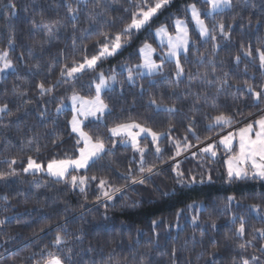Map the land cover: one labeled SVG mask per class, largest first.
<instances>
[{
  "label": "trees",
  "instance_id": "obj_1",
  "mask_svg": "<svg viewBox=\"0 0 264 264\" xmlns=\"http://www.w3.org/2000/svg\"><path fill=\"white\" fill-rule=\"evenodd\" d=\"M138 2L0 0V52L13 64L0 74V106L7 105L0 112V264H36L48 252L64 264H241V257L253 256L258 260L252 264H264V237L258 231L264 229V179H229L225 160L236 148L217 147L215 157L200 151L264 115V97L257 101L245 84L255 91L264 86L256 51L264 50V0H231L212 16L202 13L216 39L191 31L187 51L179 55V77L169 60L160 71L141 75L135 68L139 48L155 44L153 31L159 26L185 18L187 5L207 9L205 0H170L150 27L133 31L115 55L75 77L61 75L74 60L80 64L98 55L101 33L121 32ZM221 23L227 36L219 31ZM121 66L116 85L102 94L110 111L83 126L102 136L108 151L65 180L24 172L29 157L46 164L77 154L81 143L69 127L71 111L61 106L74 90L90 95L96 75ZM41 83L51 91L41 93ZM220 113L231 115L233 124L209 129L210 118ZM130 121L164 133L157 141L160 153L148 138L140 140L147 145L144 167H153L152 174L139 173L140 158L130 145L107 136L108 128ZM185 144L192 147L184 151ZM129 169L145 183H132ZM72 176L89 178L84 192L70 183ZM101 178L107 181L103 190ZM109 185L124 187L108 200L103 192L111 193ZM241 218L243 236L236 231ZM57 233L63 241L54 245Z\"/></svg>",
  "mask_w": 264,
  "mask_h": 264
},
{
  "label": "snow or ice",
  "instance_id": "obj_2",
  "mask_svg": "<svg viewBox=\"0 0 264 264\" xmlns=\"http://www.w3.org/2000/svg\"><path fill=\"white\" fill-rule=\"evenodd\" d=\"M170 3V0H152L150 3L149 0H139L136 5V11L132 13L131 23L124 27L121 32L116 33L110 36L108 33H101V36L104 38V42L100 48L99 54L92 56L90 59L85 57L84 62L77 64L74 60L73 66L68 67L65 66L64 69L61 70L62 76L67 77H75L77 73L82 72L84 69L94 68L97 65V61L108 56L115 55L119 49H121L124 44H127L131 39V33L133 30H140L146 26L150 27V21L158 14V12L166 7ZM205 3L209 5L208 9L201 10L197 8L196 4H190L186 6V11H191V19L195 21V24L199 30V34L201 37H210L212 40L216 39V36L209 29L208 25L205 23L203 19H201L202 13L204 15L212 16L214 12L220 10L222 8L230 7L231 0H205ZM15 7V5H12ZM70 12H75V9L69 7ZM175 26V35H172L168 32L166 26H161L156 29L155 35L160 38L161 44L164 43L165 38L167 40V47L169 51L165 54L164 57L161 58V62L158 64L153 59V53L155 49L152 45L145 43L140 49L139 54L142 57V64L136 65L137 69L146 70L149 75L158 72L163 67V60L165 58H177L176 59V67L177 72L176 75L179 77L183 73V68L179 62V54L181 50L187 51L189 44V32L187 23L185 20H181L177 18L174 21ZM219 31L227 36V33L224 32V25L221 23L218 25ZM100 43V41H97ZM9 44H12V38L9 39ZM256 51L259 53L260 67L264 69V50L261 48H257ZM247 55L251 56L252 52L248 51ZM240 57L237 56L236 60L239 62ZM0 62H2V66H0V72H3L6 69L12 68L13 64L10 59H8L7 52H0ZM128 79H133V71L131 68L128 69ZM109 80L115 81V76L111 78L105 77L103 72H101L98 76V83L95 84V95L92 97H82L78 93L73 91V95L71 96L72 101V111L73 116L71 121V131L72 133L77 134L79 139L76 141L77 145L81 142L83 143V147L78 148L79 155L76 159L73 160H52L47 165L48 174L59 179H64L66 173L69 168L73 169H87L90 167L91 163H95L99 160L103 154L108 151L105 145L104 138L102 136H93L89 133L85 132L82 128V121L78 118L83 116L85 118L97 117L99 119L107 112L110 111L109 106L105 103L102 98V92L111 87ZM226 83V81L224 82ZM247 88L249 92L255 97L257 101L261 100L264 97V86H262L260 91H255L252 85L247 84ZM38 87L41 90V93L46 91H51L50 88H46L43 83L39 84ZM151 104H157L155 100L150 101ZM157 107H160L157 104ZM7 109V105L0 106V112H3ZM170 111L172 109H169ZM251 115V114H250ZM211 122L208 124V128L211 129L213 127H225L231 126L233 124V117L231 115H226L224 113H220L210 118ZM138 130V131H137ZM192 131L191 128L188 129ZM108 132L112 137L117 136H126L128 140L124 141V143H131L133 149L140 153V167L139 173L144 174H152L153 167H144V155L147 150V145L141 147L138 142V137L141 134H148L152 137V142L155 143L159 137L164 135L161 132H154L150 128H145L141 124L130 121V122H121L115 124L113 127L108 128ZM193 134H195L193 132ZM186 139V138H185ZM199 137L197 136V140L199 141ZM205 140H211V137H205ZM234 142L238 145V150H236L233 155L229 156L226 161L227 164V175L229 179H244L249 177V170L251 169L252 178L259 177L260 179H264V116L260 117V119L255 120L252 123L246 124L244 127L238 128L236 131H229L227 135H222L219 141L211 142L200 149L202 153L210 154L212 157L217 155L216 148L223 147L228 152H233ZM192 147L190 144H185L183 150L187 151L188 148ZM176 155H180L181 145L179 142L176 143ZM156 153H160L161 149L159 146L155 149ZM193 156L196 155L195 152L192 153ZM15 163V161H12ZM42 170V166L40 164L35 163L31 157L28 158V167L24 169V171ZM128 176L131 177L132 183L144 184L145 180L143 178H139L136 176H131V169L127 173ZM178 175L182 176V173L178 172ZM88 177L84 176H72L70 183L73 186L84 185L86 184ZM92 180H96L97 177L93 175L90 177ZM211 180V176L208 177ZM182 182V181H181ZM107 184L106 179L101 178L99 181V187L103 190L105 185ZM111 187V193L109 191H104L103 195L111 200L113 198V194L116 192H120L123 185L120 187ZM81 192H84V187L80 188ZM6 199V197H5ZM99 199V198H98ZM234 199V197H229V200ZM192 207V205H189ZM253 207H258L257 205H253ZM196 219L195 217L193 218ZM241 224L237 228V234L243 236L245 232V226L243 223V219L241 218ZM156 221H153L155 224ZM212 226L215 227V221L212 222ZM260 235L264 237V229L258 230ZM63 241V236L60 233H57L53 244L59 245ZM248 243H251L249 241ZM240 249L245 247L244 244H240L238 246ZM258 260V257L253 256L251 259L241 257V264H252ZM36 264H64L62 258L53 253L48 252L46 256L42 255V259L37 261ZM235 264V262H234Z\"/></svg>",
  "mask_w": 264,
  "mask_h": 264
},
{
  "label": "rangeland",
  "instance_id": "obj_3",
  "mask_svg": "<svg viewBox=\"0 0 264 264\" xmlns=\"http://www.w3.org/2000/svg\"><path fill=\"white\" fill-rule=\"evenodd\" d=\"M81 1H84V0H81ZM209 8V7H208ZM207 8V9H208ZM226 8H228V7H226ZM222 9H225V8H222ZM222 9H220V10H222ZM220 10H217V11H220ZM216 11V12H217ZM179 19H181V20H185L186 21V23H187V27H188V32H189V44H188V47H189V45H190V43H191V39H190V34H191V31L193 30L199 37H201L200 36V34H199V30H198V28H197V26H196V24H195V21H193L192 19H191V11L190 10H188V12L186 13V15H185V18H179ZM201 19H203L204 21H205V19L202 17V15H201ZM176 20V19H175ZM175 20H173L172 21V23L171 24H169V25H163V26H166L167 27V30H168V32L170 33V34H172V35H175V26H174V21ZM162 26V25H161ZM161 26H159V27H161ZM158 27V28H159ZM157 29V28H156ZM156 29L153 31V38H154V40H155V44L154 45H152V47L155 49V52L153 53V56H152V59L156 62V63H160L161 62V58L162 57H164L165 56V54L169 51V49H168V47H167V40H166V38H165V41H164V43L163 44H161V42H160V38L158 37V36H156L155 35V33H156ZM133 31H136V30H133ZM206 37H201V39H205ZM148 44V43H147ZM144 45V44H143ZM142 45V46H143ZM151 45V44H150ZM141 46V47H142ZM140 47V48H141ZM139 48V49H140ZM185 51L184 50H181V52H180V54H182V53H184ZM179 54V55H180ZM140 55V54H139ZM109 57V56H108ZM104 58H106V57H104ZM179 58V57H178ZM176 59L177 58H165L164 60H169V61H173V62H175L176 63ZM163 60V61H164ZM99 61V60H98ZM98 61H97V64H98ZM142 62H143V60H142V57H141V55H140V63L139 64H142ZM0 66H2V62H0ZM122 67L123 66H121L119 69H117L116 67H113V68H111V69H109L108 70V72H107V74H104L105 75V77H108V78H111L112 76H115V81H112V80H109V83L111 84V87H113V86H115L116 85V83H117V79L119 78V76H118V74H119V71H121L122 70ZM136 68V67H135ZM10 69V68H9ZM9 69H6V70H4L3 72H0V74H2V73H5L6 71H8ZM92 69V68H91ZM87 70H90V69H88V68H86V69H84L83 71H87ZM82 71V72H83ZM81 73V72H80ZM139 73L141 74V75H149L148 73H147V71L146 70H142V69H139ZM156 73V72H155ZM77 74H79V73H77ZM128 74L129 73H127V77H128ZM134 74V73H133ZM154 74V73H153ZM98 76H99V74L98 75H96V77H95V79H94V82H93V88H92V93L90 94V95H80V96H82V97H92V96H94L95 95V84L96 83H98L99 81H98ZM127 80H128V82H131V80H129L128 78H127ZM110 87V88H111ZM106 90H108V89H106ZM105 90V91H106ZM104 92H102V94H103ZM101 94V95H102ZM73 94H71L69 97H68V99H67V101L61 106V108H63V109H69L70 111H71V116H70V119H69V122L71 121V119H72V116H73V111H72V101H71V96H72ZM264 116V115H263ZM103 117V116H102ZM102 117H100L99 119H97V117H91V116H89V117H87V118H85V117H83V116H80V117H78L81 121H82V128H83V126H84V124L86 123V122H88V121H96V120H102ZM258 119V118H257ZM259 119H260V117H259ZM256 120V119H255ZM252 123V122H251ZM69 127H70V130H71V124L69 123ZM144 127V126H143ZM146 128V127H145ZM238 128H236V129H234V130H232V131H236ZM83 130H84V128H83ZM138 131V130H137ZM72 132V131H71ZM72 134H74V136L76 137V139L78 140L79 139V137L77 136V134H75V133H72ZM225 135H227V133L225 134ZM107 136L109 137V138H112L114 141H116V142H120V143H122V144H124V145H130L131 146V143H124V141H126V140H128V137H126V136H117V137H112L111 136V134L107 131ZM144 137H146V138H148L151 142H152V137H151V135H148V134H141L139 137H138V142H139V145L141 146V147H144L145 145L143 144H141L140 143V140L142 139V138H144ZM161 137H159V139H160ZM221 138V137H220ZM219 138V139H220ZM158 139V140H159ZM219 139L217 140V141H219ZM157 140V141H158ZM157 141L155 142V143H153V146H154V148L156 149V147H157ZM80 147H83V143L81 142V146ZM132 147V146H131ZM133 148V147H132ZM221 148H223V147H221ZM234 148H236V150L238 149V145L236 144V142H234ZM233 148V149H234ZM224 149V148H223ZM225 150V149H224ZM135 151V150H134ZM226 151V150H225ZM156 152V151H155ZM135 153L137 154V157L138 158H140V153L139 152H137V151H135ZM78 155H79V152L77 151V154L74 156V157H72V158H68V159H64V160H73V159H76L77 157H78ZM60 161V160H59ZM35 163H37V162H35ZM49 163V162H48ZM48 163H46V164H41V163H37V164H40L41 166H42V170H40V171H35V170H29V171H24V169L25 168H27L28 167V163L23 167V171L24 172H26V173H37V174H41V173H43V174H46V175H48V176H50V177H52V178H54V179H59V178H57V177H54V176H51V175H49L48 174V171H47V165H48ZM81 170H83V169H73V168H69L68 169V172L66 173V176H65V178H64V180L67 178V176H68V174L70 173V172H78V171H81ZM226 173H227V170H226ZM249 175L251 176V169L249 170ZM84 185H81V187H83ZM80 187V186H79Z\"/></svg>",
  "mask_w": 264,
  "mask_h": 264
},
{
  "label": "crops",
  "instance_id": "obj_4",
  "mask_svg": "<svg viewBox=\"0 0 264 264\" xmlns=\"http://www.w3.org/2000/svg\"><path fill=\"white\" fill-rule=\"evenodd\" d=\"M262 117V116H261ZM259 119V118H258ZM258 119H256V120H258ZM255 121V120H254ZM253 121V122H254ZM238 150V149H237ZM228 159V158H227ZM227 159L225 160V165H226V170H227V164H226V161H227ZM250 176V175H249Z\"/></svg>",
  "mask_w": 264,
  "mask_h": 264
}]
</instances>
